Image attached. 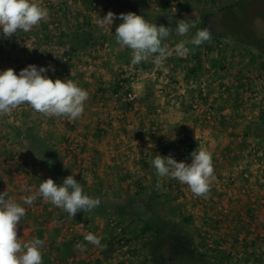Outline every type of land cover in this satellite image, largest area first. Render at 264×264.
<instances>
[{"label": "crops", "instance_id": "crops-1", "mask_svg": "<svg viewBox=\"0 0 264 264\" xmlns=\"http://www.w3.org/2000/svg\"><path fill=\"white\" fill-rule=\"evenodd\" d=\"M108 1L88 0L87 4L90 5L87 6L84 5V1L80 0H58V4H50L47 7L49 12L48 19L42 20L33 28L37 32L38 40L35 44L29 46V48H32L31 50L27 48L22 53H15L16 50L8 47L10 38H5L2 30H0V71L11 67L16 72V66L20 62L30 60L36 64L39 60L44 62L45 65L47 64L46 67L51 65L54 68V71H48L49 78L53 79V81L57 78L63 81L66 78H63L59 73L58 63L51 58L47 60V58H43L41 55L51 57L53 54L60 55L65 51H71L75 56V62H73L72 72L67 79L73 80L81 88L86 89V91H97L96 97H93L88 92L90 96L85 102L84 112L76 121H69L64 117H45L46 124L40 126V113L35 112L27 105L24 108L23 115L20 111L19 117H7V126L0 127V193L7 191L6 199L11 198L26 209V215L21 218L20 224L17 226V237L22 243L28 242L33 238H39L44 241L40 249L42 264H100L103 259L102 249L109 248L108 245L112 246V243L109 244L107 242L109 239L106 237L105 226H100V224L108 223V218L112 216H92L88 214L84 218H81V214L78 212L72 218L63 209L44 201L42 197L36 199L32 205L23 203L22 198L32 194L24 191L25 187L31 188L35 192L44 179L52 178L57 183V179L60 177L59 169L70 175L75 173L74 179L81 183L86 191L99 197V199L106 203L114 204L113 202L117 199L125 200V204L114 205L130 206L131 189L133 186L139 185L140 187H149V195L146 200L149 204L155 196L159 200L164 197L163 201H165L170 196V193H174L173 196L175 195L177 201L173 205L172 210L179 213L183 211L181 206H186L188 208L186 209L189 214L188 218H194L199 217V214H204L206 210V208L205 210L201 208L197 202L201 204L207 203L208 198L212 202V197H214L210 195L207 199L196 197L191 193L187 185L182 188L183 191L178 190L175 194L172 189L175 186V180L167 177L158 178L154 167L151 166V161L157 154L164 157L171 154V156H175L174 153L180 151V143L185 139H190L193 149H197V131L200 129L194 121H198L197 113L186 111L187 108H190L188 101L187 103L184 102L181 105L182 107L178 105V102L174 106L171 104L174 99H177L183 88L187 91V100L189 96L193 98L198 96L194 85H191L190 81V76L194 74L190 71L194 66L191 60H189L191 61L190 63L184 57L179 60L168 57L165 60L166 65L170 66L168 68L171 69L174 75L173 84L165 85L161 83L164 77L163 67L158 69L157 75L148 76L149 79L153 77V87L156 91L161 87H167V101H164L165 98L163 97H157L158 93H156V96L153 94L154 97L152 98H147L145 95L147 90L145 83L141 82L136 85L132 83L133 89H137L138 91L143 90L142 94L144 96L141 98L140 111L137 113L128 112L126 120L123 122L115 120L108 126L103 135L99 133V121H104L109 113L115 116L114 112H117V110L109 109V112L107 108L99 107L97 100L98 93H101L104 97H108L114 89L122 88L120 84L122 80L120 81L116 75L113 80L109 78L110 72L104 67L102 68L103 72L97 73L94 71V75L87 70L77 71L76 66L74 67L77 58L81 59L84 53L94 51L96 48L103 49L105 53L115 51L113 50L115 46L113 42H116V40H113V37L117 26H114V29L110 26L109 29L112 28V30L102 29V33L97 35V21L99 18L97 19L98 14L93 12V10L99 7V10L102 9L103 11L110 2V8L115 10L117 16L120 13L128 12L141 15L146 11L159 12L172 9V2L174 0H115L116 3L112 5L111 2L113 0ZM54 12L60 18V28L54 33L55 35L49 36L48 33L53 21L52 14ZM86 22H90L94 27L96 35L94 43L85 50L74 48L70 34L79 27H84ZM115 23L119 25L122 21L116 19ZM176 44H173L171 48H175ZM117 46L118 48H122L118 43ZM112 56L114 57V55ZM126 70L124 68V72ZM16 73L19 74L18 71ZM124 76L126 75L123 73L122 77ZM125 80L129 83V80ZM130 85L129 83V87ZM217 98L215 96L216 100ZM108 105L114 106L112 104ZM159 105L164 108L161 113H155V108ZM121 106L125 108V105L122 104ZM234 108L237 109L235 104L229 107L232 110H235ZM189 113L193 114V118ZM232 118L235 121L231 119V128H229V124L231 123L227 122L228 125H225V129L221 127L220 130H212L211 127H205L202 131L203 134H206V137H213L218 133H224V141L221 145H215L216 142L211 141L209 145L204 147L211 152L213 158L216 179L212 185L228 178L233 179L237 164L243 156L244 146L248 142L255 140L254 142L260 143L264 141V136L255 138L245 133L249 125L255 124L246 121L238 123L239 119H235L237 117ZM167 122L170 123L169 126L165 124ZM166 126H168L169 130H167ZM16 128L23 130L31 129L47 141L52 151L56 154L58 161V166L55 170L49 169L45 163L39 161L37 152H41L42 150L36 147L29 138L22 136L23 130L19 132L18 136L15 135L14 130ZM143 131L147 132V134ZM69 137H76L80 141L81 148L77 151V166L74 163V159L66 152ZM174 137L175 139H173ZM145 148L151 149V154L148 158L143 159L140 152ZM143 162L147 163L144 164ZM148 165L149 167L146 169ZM36 168H41L42 175L35 173ZM147 170L149 173H152V176L148 174ZM158 180L162 185L160 188L156 187ZM115 186L116 189H114ZM118 186L121 188V191ZM256 190L254 194L247 196L237 194L235 195L236 199L229 198L228 195L224 194L223 196L227 198L226 201L229 203V209L231 210L229 211L228 209L227 214L222 213L223 216L220 213L219 216L226 217L228 214H231L233 217L246 219L255 218L259 215L263 217L264 208L260 209L258 214L257 208L251 207L253 201H257L258 203L261 197L264 196L262 195L264 194L263 189L258 188ZM180 194L181 198H179ZM39 204L44 206L43 210L37 208ZM146 207H149L146 209L149 212L150 206L147 205ZM67 218L77 223L76 236L68 235L63 237L67 227ZM95 227H97L95 231L99 237H103L101 244L106 247L86 246L87 250L84 252L76 249L75 245L77 243L82 244L83 241L85 242L84 236L86 232L89 233ZM113 234L110 231V236ZM83 245L85 246V244ZM108 251L110 252L111 249L109 248Z\"/></svg>", "mask_w": 264, "mask_h": 264}, {"label": "rangeland", "instance_id": "rangeland-1", "mask_svg": "<svg viewBox=\"0 0 264 264\" xmlns=\"http://www.w3.org/2000/svg\"><path fill=\"white\" fill-rule=\"evenodd\" d=\"M49 1L51 2V4H58V0ZM80 1H84V5L86 6L90 5L87 4L88 0ZM176 1H178L176 8L166 10L167 12L178 13V17L180 19L188 20V23L196 22L199 18L204 17V27L210 26L213 35L210 41L204 42L200 46H198L201 50L199 58L200 63L196 68L194 74L192 76L189 75L191 85H194L199 98H197L198 96L194 98L189 96L187 100V91L183 88L181 93H179V95L177 94V99H174L171 104L172 106H174L178 102V105L181 106L184 102L187 103L188 101V103L190 104V108H187L186 111L197 113L198 121L194 120L198 124V127H200V129L197 131V148L206 147V145H209L211 141L216 142L215 145H221V143H223L224 141V133H218L213 137H206V134L202 133L203 129H205V127H211L212 130H220L221 127L224 128L226 124L228 125V123H231V119H233L232 117H237L235 119H239L238 123L246 121L251 122L252 124L259 123V121L263 117L264 61L261 58H257L258 52L254 47L249 44H242L235 39H232L230 37V34L228 33L230 31V28L228 27L226 22L227 7L231 3H237L238 0ZM115 3V0H113V2H111V5ZM248 5L249 11L251 13H258L259 11L264 9V0H250V3ZM96 9H94L93 12L98 14L97 19H101L109 11L115 13V10L110 8V2L107 8H104L103 11L102 9L99 10V7H96ZM58 19L60 18L58 17ZM114 21L116 22V19ZM115 22H113L111 26L113 27V29L114 26H118ZM109 27L110 26H105L104 28H101L98 25L97 35H100L102 33V29L108 30ZM52 28L53 27L50 26L48 33L49 36L55 35L54 33L59 30H54ZM109 30H112V28H110ZM32 31L37 33L34 29H32ZM23 33V31L18 30L12 37H19ZM216 34L219 36L217 39L214 38V35ZM194 35L195 33L192 34V37H194ZM186 36H188V34ZM113 40H116L115 35L113 37ZM175 43H179V40L172 36H169L162 41V45L166 44L170 50H174V48H171V46ZM113 44L115 45L113 48V50L115 51H112L111 53H105L103 49L96 48L94 49V51L92 50L89 53H84L83 56H81V59L77 58V62L74 63V67L76 66L77 71L87 70L91 72L92 75H94V71L97 73L103 72L102 68L104 67L108 72H110L109 78H111L112 80L116 75L117 77H119L118 79L120 81L122 80L121 82H124L129 89H133L132 83L135 85L141 82L143 84L145 83V87L147 89L145 95L147 98H152L154 97V95L156 96V93H158L157 97H163L165 98L164 101H167V87H161L158 91H156L153 87V77L150 79L148 78V76H153V74L154 76L157 75V71L159 69L152 63V59H154V57H151L149 58V60L141 62L140 64H133L131 62L132 50L127 47L118 48L116 42H113ZM21 51L22 49L18 48L15 53H22L25 50H23L22 52ZM111 54L114 55V57ZM41 56H43V58H47V60L51 58L43 54ZM172 58L178 60L183 59L180 56ZM184 59H186L188 63L191 62L189 61V54L187 56H184ZM56 62L58 63L57 67L60 71L61 64L58 61ZM192 63L194 64L195 62L192 61ZM132 66L141 68V73L136 72L133 79L129 76L132 71ZM150 66L153 67V69H156L153 70L154 73H151L152 70H149L148 67ZM168 66L169 65H166V61H164V77L162 78L161 83L165 85L173 84L174 79V75L172 74V71L168 68ZM72 67L73 64H71V68ZM124 68L127 69L125 72ZM16 69V72H20L17 66ZM71 72L72 71L70 70L69 74ZM123 73L126 76L122 77ZM61 76L67 79L70 75ZM125 79L129 80V83L131 84L130 87L129 83ZM112 85L114 86L113 82ZM78 86L80 87V85ZM115 90L118 89H114L110 93V95L108 94V97H104L101 93H98V102L101 98H104L105 102L104 107L100 105L99 107L107 108L109 112V109L117 110V112H114L116 114L115 116L114 114L112 115L109 113L108 116L105 117L104 121H99L98 131L102 135L104 134V132H106L108 126L115 120L120 122L126 120V115L128 112H130L128 110L129 108L125 104H123L125 105V108L121 106L122 104L118 107L115 106V101L112 98V93ZM135 90L140 93V95H142L139 98L140 111L141 98H143L144 96L142 94L143 90ZM87 92H90L93 97L97 96L96 90H88ZM215 96L218 97L217 100L215 99ZM193 100H197L201 104L203 103L200 109L192 107L191 102ZM108 104H112L114 106L111 107ZM233 104L237 106V109H229V107H231V105ZM163 108L160 105L156 106L155 113H161ZM20 111L23 115L24 109L19 110V112L17 113L18 116L20 115ZM190 115L192 117L193 114ZM110 116L111 118L109 119ZM7 117V115L0 116V127L7 126ZM165 124L169 126L170 123L167 122ZM229 125V128H231L232 123ZM168 126H166L167 130H169ZM143 132L147 134V132ZM14 134L17 135L16 129L14 130ZM254 141L255 140H253L252 142H248L246 145L243 143V145H245L244 153L239 160L240 162L237 164V168L235 170L236 172L234 173L235 176L233 177V179H236L237 183L239 182V184L233 186L230 185L231 183H234V180H232L231 178L217 182L216 184L214 183L215 185H212L210 191V196L215 197H212V202L211 199L209 201V198L207 203L201 204L197 202L201 208H204V210L206 208L204 214H199V217L188 218L189 214L186 210L188 209L186 206H181V209H183V211H180L179 213H177V211H173L172 207L177 201L175 195L173 196L174 193H170V196L165 201H163L164 197L160 199L161 204L157 208L159 216L166 220L171 225L173 230L177 231L174 243L175 248L173 251V254L175 256L173 264L178 263L180 259L184 260L185 264H264V216L262 217L259 215L255 218L253 217L250 219L233 217L231 214H228V216L226 217L219 216L220 213L227 214V210L230 207L229 203L226 201L227 198L223 196L224 194L228 195L229 198L236 199L235 195L237 194L247 196L250 194H254V191H257L256 189L258 188L264 190V141H261L260 143ZM180 144V151L174 153L175 156L172 157L177 162L188 161V163L190 164L191 155L185 149V145L189 144L191 145V147H193L192 141L190 139H185ZM144 151L148 152V156L151 154V149H142L140 155L143 159L148 158V156L143 155ZM148 167L149 165L146 167V169ZM147 172L152 176L151 172L149 173L148 170ZM174 184L175 186H173L172 189L174 190L175 194L178 190L183 191L182 188L186 186L184 184L178 183L176 180ZM114 189H116V186ZM131 190V198L129 199V205L131 206V209H135L136 213H139L141 216L143 215V213H149L146 210L149 208L146 207L147 205H149L148 201H146L149 195V187H140L139 185H135ZM179 198H181V194L179 195ZM124 201V199H117L113 203L125 204ZM252 204L253 205L251 207L255 209L257 208L259 214L260 209L262 210L264 208V196L261 197V200L258 203L257 201H253ZM230 210L231 209H229V211ZM135 215L136 214L128 216H115V218L124 225V228L126 230L125 234L130 245L129 249L131 251L130 261L132 262V264H163V262L155 258L153 252L151 251L154 239L153 234L151 232L146 235L140 234V227L141 225H143V221L138 219L137 217H134ZM68 218L67 224L72 225L75 229L74 233H77V223H75L74 220ZM100 226H105V233L107 234L106 237L109 239L107 240V242H109V244L112 243V246H109L106 243L111 249L110 252L108 251L109 248L102 249V260H112L114 264H123L124 262H121L122 258L116 255L117 237L115 234L110 236L111 228L109 223H103L102 225L100 224ZM95 230H97V227H95L94 230L91 229L89 232L99 237ZM64 232L65 237L68 235H73L72 232L68 233L67 229ZM82 244H85V247H91L92 245L91 243H88L86 241H83Z\"/></svg>", "mask_w": 264, "mask_h": 264}, {"label": "clouds", "instance_id": "clouds-1", "mask_svg": "<svg viewBox=\"0 0 264 264\" xmlns=\"http://www.w3.org/2000/svg\"><path fill=\"white\" fill-rule=\"evenodd\" d=\"M49 12L38 0H0V30L5 38H11L20 30L30 32L42 20H47ZM122 23L115 29L116 42L121 47L132 50V63L152 59L157 68H162L164 61L174 51L177 56L184 57L190 52L187 45L200 46L211 40L213 32L210 26L198 29L191 39L181 40L170 50L162 41L169 37L172 29L164 25L157 26L148 22L142 15L134 12L120 13L119 17L109 11L97 21L101 28L112 26L115 19ZM195 23L189 24L184 19L177 21L176 33L186 36ZM32 48H29L31 50ZM54 68L37 67L29 64L20 70L19 74L11 67L0 71V116L11 115L21 105L27 104L37 113L47 118L64 117L69 121H76L83 112L89 93L79 87L71 79L61 80L49 78L46 73ZM175 139V137L173 138ZM191 163L177 162L171 155L164 157L157 154L151 161L158 178L175 179L187 185L196 197L207 199L211 185L215 181L214 165L211 152L204 147H198L191 153ZM74 174L64 178L62 184H57L52 178L44 179L32 194L24 196L23 203L32 205L38 198L50 202L63 209L70 217L78 212H91L101 203L99 198L85 194L81 183L74 179ZM157 188L162 187L158 180ZM7 191L0 193V264H42L41 247L44 241L33 238L28 242H21L17 237V226L21 218L26 215V209L11 198L6 199ZM103 237L89 232L84 240L96 247L103 248ZM75 248L81 252L86 247L77 243Z\"/></svg>", "mask_w": 264, "mask_h": 264}, {"label": "trees", "instance_id": "trees-1", "mask_svg": "<svg viewBox=\"0 0 264 264\" xmlns=\"http://www.w3.org/2000/svg\"><path fill=\"white\" fill-rule=\"evenodd\" d=\"M250 0H238V2H234L228 5L226 12V22L228 27L230 28L229 34L232 39L242 43L249 44L254 47L258 54L257 58H261L264 61V9L259 11L258 13H251L249 11ZM148 22L155 23L157 26L164 25L165 27H171L172 31L170 36L175 37L179 40L191 39L192 34L196 33L198 29H203L205 25V18H199L195 23L196 27L190 28L188 36H180L176 33L177 21L181 20L178 16V13H169L167 11H159V12H150L146 11L141 14ZM186 22L188 20L184 19ZM192 24V23H189ZM94 27L90 22H86L85 26L79 27L77 30L73 31L70 34V37L73 41V47L81 50L87 49L94 43L95 33ZM219 36L216 34L214 38L217 39ZM190 49L189 57L191 61L196 59L194 66L191 68V72L194 73L196 68L199 66L200 61H198L201 50L199 47L193 46L191 44L187 45ZM263 117L259 121V123L255 125H249L246 128V134L251 135L255 138L264 136V114ZM23 129L16 128V134L19 135V132ZM24 133L22 136L27 137L30 141L36 146L39 147L42 151L37 152V156L40 162L45 163L49 169L55 170L58 166V161L56 159V154L52 151L51 147L47 143V141L35 133V131L31 129L23 130ZM38 149V148H37ZM193 151L192 149L189 151V154ZM60 177L57 179V183L62 184L64 178L69 176L70 174L59 169ZM85 194L89 195L93 198H99L95 195H92L88 191L83 188ZM101 203L98 207L93 209L91 212H83L80 211L81 218H84L86 215L90 214L92 216L98 215H108L115 217L117 215H134L138 219L143 221V225L140 227V234L146 235L148 233H152L154 236L153 241H163L169 234H171L173 228L171 225L159 216L158 213V205L161 203L157 197H153L151 203L149 204L150 209L149 213H143L141 216L139 213L137 214L135 209H131V206H123V205H114L109 204L101 200Z\"/></svg>", "mask_w": 264, "mask_h": 264}, {"label": "built area", "instance_id": "built-area-1", "mask_svg": "<svg viewBox=\"0 0 264 264\" xmlns=\"http://www.w3.org/2000/svg\"><path fill=\"white\" fill-rule=\"evenodd\" d=\"M39 3H41L42 6H44L46 8L49 7L50 4H51V2L49 0H39ZM177 3H178V1L174 0L172 2V8H176ZM52 15H53V21H52V25L51 26L53 27L52 29L57 30L60 27L59 26L60 23H59V19H58V14L56 12H54ZM37 40H38V35L31 30L28 33L24 32L19 37H11L9 39L8 47L10 49H13V50H17L18 48H21L22 51H23V50H26L27 48H29V46L35 44V42ZM176 56L177 55L175 54V52H173L170 55V57H174V58ZM51 59L53 61L60 62L61 69H60L59 72H60L61 75H69V71L71 70V64H73V62L75 61V56H74V54L71 51H65V52H63L60 55L53 54L51 56ZM199 61H200V59H199ZM194 62H196V59L194 60ZM29 64H34L37 67H46V65H47V64L45 65V63L42 62V61H39L38 63L35 64V63H33V61H30V60L28 61L27 60V61H24V62H20L17 65V68L20 71L21 69L27 67ZM148 68H149L150 71L152 70L151 73L152 72L154 73L153 70H156L155 68L153 69V67H151V66L148 67ZM136 72L137 73H141V68L132 66V71H131V74H129V76L133 79L134 78V74ZM46 75L49 76V72H47ZM121 84H122V88H120L118 90H115L112 93V98H113V100L115 101V104H116L115 106L118 107L121 104H125L129 108L128 110L130 112L137 113L139 111V98L142 95H140V93H138L135 89H129L124 82H121ZM98 103H99L100 106L104 107V104H105L104 98H101ZM202 104L200 102H198L197 100H193L191 102L192 107L193 108H197V109H200ZM26 107H27V104L21 105L19 108L15 109L10 116L9 115H7V116L11 117V118L19 117L17 115L19 110L24 109ZM123 115H122V117H123ZM44 118H45V116L40 114V119H39L40 125H44L46 123V119H44ZM110 118H111V116L109 117V119ZM80 146H81L80 145V141H78L77 138H70L67 141L66 152L74 159V161L76 163V166H77V151L80 150V148H81ZM185 149L189 153V151L192 149V147H191V145L186 144L185 145ZM143 155L144 156H148V152L144 151ZM185 163H188V161H186ZM35 173H37L38 175H42L41 168H36L35 169ZM232 180H234V183H231L230 185L233 186V185L239 184V182L237 183L236 179H232ZM178 183H180V182H178ZM37 208L39 210H43L44 206L42 204H39V205H37ZM108 223L110 225L112 233H114L116 235V237H117V241H116L117 242L116 243L117 253H116V255L118 257L120 256V258H122L121 262H124L123 264H132V262L130 261L131 260V251L129 249L130 245H129V242L127 240L126 234H125L126 230L124 228V225L122 223H120L115 217H110L108 219ZM66 229H67L68 233L72 232L73 236H76V233H74L75 229H74V227L72 225H68L67 224ZM63 237H65V235ZM100 264H114V263H113L112 260H102V262Z\"/></svg>", "mask_w": 264, "mask_h": 264}, {"label": "flooded vegetation", "instance_id": "flooded-vegetation-1", "mask_svg": "<svg viewBox=\"0 0 264 264\" xmlns=\"http://www.w3.org/2000/svg\"><path fill=\"white\" fill-rule=\"evenodd\" d=\"M176 230H172L171 234L167 236L163 241H153L152 249L155 258L163 262V264H173L174 260V243L176 238ZM175 264H185L184 260L180 259L178 263Z\"/></svg>", "mask_w": 264, "mask_h": 264}]
</instances>
